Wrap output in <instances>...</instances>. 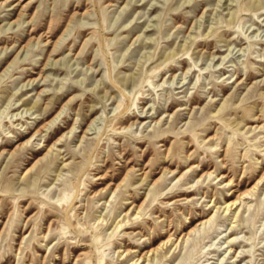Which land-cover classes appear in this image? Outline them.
I'll list each match as a JSON object with an SVG mask.
<instances>
[{
    "label": "rangeland",
    "instance_id": "1",
    "mask_svg": "<svg viewBox=\"0 0 264 264\" xmlns=\"http://www.w3.org/2000/svg\"><path fill=\"white\" fill-rule=\"evenodd\" d=\"M0 264H264V0H0Z\"/></svg>",
    "mask_w": 264,
    "mask_h": 264
},
{
    "label": "bare ground",
    "instance_id": "2",
    "mask_svg": "<svg viewBox=\"0 0 264 264\" xmlns=\"http://www.w3.org/2000/svg\"><path fill=\"white\" fill-rule=\"evenodd\" d=\"M24 48H26V46L24 47ZM33 108V107H32ZM31 108V109H32ZM30 108H27V110H31ZM64 114V107L50 120V121H48L45 125H43V127L41 128V129H39V130H37L36 131V133L30 138V139H28V140H26L25 142H22V143H19V144H17L16 145V147L10 152L11 154L12 153H14V151H16V150H19L20 148H23V147H25V146H27L28 145V143H30L31 142V140L35 137V136H37V135H39V134H41L43 131H45L46 129H49V128H51V127H53L56 123H57V121L62 117V115ZM96 120H93L91 123H90V125L88 126V128H87V130L85 131V133L82 135V137H81V140L83 141V139L85 138V134H88L89 133V130L91 129V125H93L94 124V122H95ZM75 127H73L69 132H67V133H65V134H63V135H61L54 143H53V145L51 146V147H49V149H48V151L45 153V155L43 156V157H41V158H39L35 163H34V165L32 166V167H30V168H28L27 170H26V172L24 173V176H26L29 172H31L38 164H39V162H41V161H43L48 155H50L52 152H53V150H54V147L56 146V145H59V143L60 142H62V141H67V140H69L70 139V136H68V134L69 133H72V131H73V129H74ZM89 129V130H88ZM4 152H2L1 153V155L3 154ZM121 184H122V182H121ZM121 184H119V185H117V188L118 187H120V185Z\"/></svg>",
    "mask_w": 264,
    "mask_h": 264
}]
</instances>
